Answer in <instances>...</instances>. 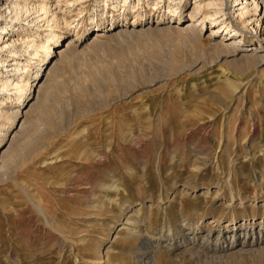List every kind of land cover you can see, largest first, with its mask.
Listing matches in <instances>:
<instances>
[{"label":"rangeland","instance_id":"1","mask_svg":"<svg viewBox=\"0 0 264 264\" xmlns=\"http://www.w3.org/2000/svg\"><path fill=\"white\" fill-rule=\"evenodd\" d=\"M71 1L37 60L41 97L0 117V145L16 134L0 162V264H264L262 243L215 246L218 231L264 225V64L215 48L209 21L185 30L194 0ZM211 1L202 16L241 27L234 0ZM109 16L120 33L97 36Z\"/></svg>","mask_w":264,"mask_h":264},{"label":"bare ground","instance_id":"2","mask_svg":"<svg viewBox=\"0 0 264 264\" xmlns=\"http://www.w3.org/2000/svg\"><path fill=\"white\" fill-rule=\"evenodd\" d=\"M144 1L145 0H101V3L103 4L102 6L104 9H126L127 6L131 5L132 8L135 6H138L139 8L141 5L140 3L144 4ZM148 1L149 0H146V2ZM162 1L163 0H158L157 2ZM168 1L174 3L175 0H167V3ZM178 1L180 2L182 0ZM61 2L62 0H0V117L5 115L8 119H11V122H13L23 115L22 109L26 105H24V102L28 98H32L30 97L31 92H35V101L39 99L38 96L41 97L39 93L46 85V78H42L44 77V72L47 67H41V65H39V67L37 65V60H40L42 52L44 55L46 54L47 57L49 56V53H51V48L48 45L50 42H53L52 40L55 38L52 30L54 26L53 24L56 25L57 21L60 19L58 15H61ZM71 2L72 3L69 2L70 4H64V8L68 11H71L72 7L77 6L82 0H72ZM233 3L234 9L231 14L233 17L239 19L241 27L237 28L233 25H231V28H229L230 26L228 27V25L218 26L220 23L217 20V12L212 15L202 16L203 9L205 7L208 8L209 6H214L215 1L210 2V0H208V2H204V0H194L191 13L188 15V20L185 21L186 27L184 29L201 32L204 28H207L206 22L209 21L211 26L209 27L210 34L208 37L213 39L217 35L221 36L222 43H218L221 45H218V47L215 48L220 47L219 49L227 53L226 56H232L236 60L245 62L251 61L250 66L257 68L264 64V0H234ZM258 14H260V17L257 18ZM261 15L263 16V19L261 18ZM82 18L83 16H80L79 20ZM183 23L184 21L182 20H172L167 22V24H172L173 26L174 24L175 26H178ZM66 24L68 26V23ZM152 24L157 25V22L155 21ZM137 25H141V22L128 23L127 26L123 25L124 29L120 31H124V33L134 32L136 30L134 26ZM45 28H48L49 32H45L46 37L42 40L39 37L41 34L39 35L37 32L40 30L43 31ZM115 29L116 27H111L108 30L99 29L95 32L97 33V36H104V33L107 34L109 31H112L113 34L120 33L119 31L116 32ZM246 38H250L251 40L257 38V46H244V40ZM224 41L226 42L223 43ZM18 45L23 47V49H18ZM68 46H66V48ZM66 48L63 49V53L68 51ZM61 51L62 50H58V52H54L53 54H61ZM59 54L58 56H60ZM52 68L53 65L48 70L49 73ZM11 94L18 99L17 104L14 103L17 105H15L16 107L11 106L12 104H6V100L9 99V95ZM15 135V133L8 136L6 135L7 139L0 145L1 147L2 145L7 144L6 148L0 152V162L1 158L7 153L8 147L13 141ZM216 233L218 240L215 242V246L225 250H231L238 247V250L240 251L245 248H255L254 246H260L261 243L264 244V225L261 224L257 227L250 226L247 229L232 226L230 230L223 232L218 231ZM171 245L172 244L170 243V246ZM177 245L181 246V243H178ZM159 246H161L160 242H156L155 248Z\"/></svg>","mask_w":264,"mask_h":264},{"label":"built area","instance_id":"3","mask_svg":"<svg viewBox=\"0 0 264 264\" xmlns=\"http://www.w3.org/2000/svg\"><path fill=\"white\" fill-rule=\"evenodd\" d=\"M117 20H118L117 18L113 19L111 16H109V19L108 20H104V22H103V25H105L104 28L114 27L115 23H118Z\"/></svg>","mask_w":264,"mask_h":264}]
</instances>
